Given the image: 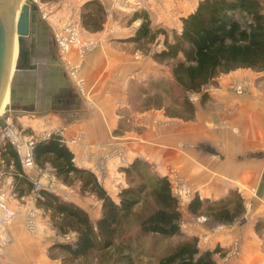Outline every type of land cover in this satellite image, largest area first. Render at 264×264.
<instances>
[{
  "label": "crops",
  "instance_id": "crops-1",
  "mask_svg": "<svg viewBox=\"0 0 264 264\" xmlns=\"http://www.w3.org/2000/svg\"><path fill=\"white\" fill-rule=\"evenodd\" d=\"M196 5L197 1L177 3L170 16H165L149 0L142 8L153 29L163 25L179 32L181 18ZM131 21L134 28L131 31L108 22L114 26L111 33L82 56L79 65V74L85 80L82 94L69 78L63 61L55 57L53 36L52 43L48 42L37 26L43 67L34 74L33 81L20 80L13 85L15 105L29 109L17 115L20 125L31 127L38 138L61 128L67 140L65 145L78 167L90 169L107 147L119 142L125 146L129 161L145 160L162 176L175 169L193 189L192 196L217 200L231 190L238 191L244 212L235 222L206 227L204 221H198V216L187 211L191 196L179 209L181 230L185 235L197 236L201 249L218 247L220 252L214 255L217 264H264V70L250 73V69L240 68L219 74L204 88L207 98L202 103L198 97L193 101L195 110L191 117L165 112L164 102L160 106L143 102L133 107L129 101L133 82L145 85L149 79L171 80V74L168 66L152 58H140L138 53L133 55L123 46L125 42L119 41L134 34L140 19L131 17ZM102 32L88 31L85 39L94 42L104 36ZM236 83L242 84L245 91L232 90L231 85ZM78 131L85 133L84 140L69 142ZM81 159L83 164L79 163ZM107 166L103 187L115 196L126 186V179L117 162H109ZM27 174L32 181L42 177L35 169ZM118 183L120 187L116 186ZM98 216L99 210L95 219ZM233 240H237L240 248L237 257L228 256ZM26 249H31L29 243ZM20 254L16 258L7 255L6 259L18 260L16 264H46L42 252Z\"/></svg>",
  "mask_w": 264,
  "mask_h": 264
},
{
  "label": "trees",
  "instance_id": "trees-1",
  "mask_svg": "<svg viewBox=\"0 0 264 264\" xmlns=\"http://www.w3.org/2000/svg\"><path fill=\"white\" fill-rule=\"evenodd\" d=\"M263 2L199 0L194 10L181 18V30L171 39L164 29L151 27L145 11L134 12L132 19H140V23L128 40L152 44L163 34L162 48L153 50L151 58L169 64L171 74L169 82L154 80L149 88H141L146 102L156 106L164 102L165 112L180 117L184 111L191 117L195 106L189 94H199L202 103L207 98L204 88L219 74L239 68L264 70ZM84 5L89 8L81 15L82 26L91 32L101 30L105 14L99 2L90 0ZM32 157L37 167L48 164L64 183L77 181L81 193L93 194L101 202L100 215L93 222L78 204L44 189L38 191L36 206L49 213L57 231L75 233L73 240L50 246L63 253L64 263L81 264L78 261L92 256L95 264H217L214 255L220 252L218 247L201 249L197 236L182 232L181 212L170 183L147 161L135 158L118 168L127 184L113 197L90 169L73 163V153L58 135L37 139ZM0 161L5 169L13 168V191L18 196L28 194L32 180L7 140L0 141ZM187 211L205 216L203 223L208 228L230 225L244 212L243 198L236 190L217 200L194 194Z\"/></svg>",
  "mask_w": 264,
  "mask_h": 264
},
{
  "label": "rangeland",
  "instance_id": "rangeland-1",
  "mask_svg": "<svg viewBox=\"0 0 264 264\" xmlns=\"http://www.w3.org/2000/svg\"><path fill=\"white\" fill-rule=\"evenodd\" d=\"M87 1H90V0H86L82 3L75 4V3H72L71 0H50V1L37 0L36 3L39 7V12L37 16H40V18L37 17V19L38 20L40 19L41 22L39 23L37 22L36 25L38 24V28L43 30L42 34L45 36L44 38H46L48 42L51 41V36H53V33L56 32L53 28L55 26L59 28H63L65 26L64 23L67 21V19H70L71 22L74 25H76V29L78 31L80 42L81 43L83 41L90 42V40L85 39L87 38L86 36H89V34H88V31L85 30V28L82 26V23H81V15L83 14L85 10H88L89 8V7H85L84 5L85 2ZM96 1L99 2L105 14L104 21H103L102 28H101V30L103 31L102 35L104 36H101L95 39L94 42H95V45L97 46L104 41V38L107 34L111 33L108 30H110V28L112 27L114 28V26L112 25L109 26L107 24L108 22L109 24L110 23L115 24V27L120 28V29L130 28V31L131 29H134L132 25L131 17L134 12L144 11V9L142 8L143 7L142 5L145 4L146 1L148 0H130L134 4L136 2H139L140 5L134 8L118 7L117 5H113L112 0H96ZM149 1L150 3L154 4L157 8H159L160 11L165 16H170L169 14H171L172 12L171 8L176 7L177 3H181V2L191 3L194 1L198 2L199 0H194V1L193 0H163L162 3L154 2L153 0H149ZM43 14H45L46 17L43 16ZM108 18H109V21L107 22ZM162 27L163 25L159 26V28H162ZM36 29L37 28H35V31H37ZM163 29L166 31V36L168 37V39H171L172 34L174 32L175 33L180 32V31L176 32L174 29L167 28L166 26H164ZM163 36H164L163 34H159L157 36L156 42L152 44L135 43V42L129 41L128 40L129 37L124 38L119 41L125 42L123 46L126 48L127 51L131 52L133 55H135L134 53H138L140 58L141 56L142 58L143 57L151 58V52L153 50H159L162 48ZM115 41H118V40H115ZM56 49H57V46H56ZM90 49H85L84 54ZM55 57H57V59L61 60V62L63 61L64 63L65 61L64 57L58 51V49H57V56ZM67 57L71 60V62L75 64L79 62L80 64L79 45L77 44L71 45L68 51ZM163 65H166L169 68V64H163ZM68 72L69 71L67 70V74L69 78L72 80ZM248 72L254 73L258 71L249 70ZM78 75L80 76L79 70H78ZM157 80L169 82V80L165 77L161 79H157ZM153 81H154L153 79H149V81L146 82L147 85H143L141 83L138 84V83L133 82L132 88H131L132 94L129 96L130 97L129 101L133 107L139 106V104L146 102V98L145 96L143 97L140 94V90H142L141 88H149L150 82H153ZM84 88H85V85H84ZM231 89L237 93H242L245 91L244 87L240 90H236L234 88H231ZM191 94H194V93H191ZM195 94L199 100V94L197 93ZM17 107L18 106L15 105V108ZM187 115H188V112L181 111V116L187 117ZM20 120L21 119H19L17 116H11V122L15 126L19 128H23L22 125H20L19 123ZM31 130H32L31 127H24V130L22 131L23 135H27L29 133L32 134L33 132ZM33 137L35 138V140L40 139V137L38 138V135H35L34 133H33ZM12 170H13L12 167L5 169L4 164L2 163V161H0V195L3 194L4 195L2 197L3 202L11 210H14L15 212H17L15 218L11 222L6 223V224H0V249H1L0 264H16L18 260L15 262L8 261L6 259L7 255L13 256L14 258H16L17 254H20V253L22 254L24 252L30 255L34 253L37 254L39 252H42L43 254H45L46 264H78L77 262H68V261L64 263L63 253L56 251L55 249L53 250L50 249V246H52L55 243L67 242V241L73 240L75 237V233L72 232L74 234V237L71 235L68 237H65V234L67 233L61 234L57 231V229L53 226L50 220L49 213L43 211L42 209L36 206V198L38 196V192L32 189L28 194L23 195V196H18L13 191V178L11 174ZM165 177L168 179L167 174L165 175ZM40 183H41V189L52 192L60 196L62 199L67 200V201H72L78 204L79 206H81L82 208H84L88 212L93 222L98 218L97 217L95 219L98 213V210H99V215H100V204H101L100 200H98L93 194L81 193L79 191V183L77 181L71 182V184H66L62 180H60L57 176H55L51 168L50 172H48L46 175H43L41 177ZM120 185L121 184L118 183L116 186L120 187ZM111 194L113 195V193ZM180 208L181 206L179 207V209ZM31 213H32V219L34 221L33 230L28 229L26 226L27 221H28L27 218L30 217ZM28 243L31 249L27 251L26 245ZM35 243H38L37 247ZM78 262H80L81 264H95L94 258L92 256H89L85 260L78 261Z\"/></svg>",
  "mask_w": 264,
  "mask_h": 264
},
{
  "label": "built area",
  "instance_id": "built-area-1",
  "mask_svg": "<svg viewBox=\"0 0 264 264\" xmlns=\"http://www.w3.org/2000/svg\"><path fill=\"white\" fill-rule=\"evenodd\" d=\"M86 0H71L72 3L79 4ZM113 5H117L121 8H134L136 6H139V2H136L135 4L132 3L130 0H112ZM154 2L162 3L163 0H153ZM43 16L46 17L45 14ZM63 28H59L55 26L53 29L55 33H53V39L55 41V44L57 46L58 51L62 54L64 57V65L69 71V75L72 78L75 87L79 91V93H83L85 91L84 85L85 80L78 75V68H79V62L73 63L71 60L67 57L68 51L70 49V46L73 44L79 45V58L81 59L85 49H90L92 46L95 45V42L90 41H83L82 43L79 40L78 31L76 29V25H74L70 19H67V21L64 23ZM109 32L112 31L108 30ZM232 88L236 90H240L243 88L242 84H233L231 86ZM189 99L193 102L197 99L196 94L189 95ZM40 127H44L43 124L38 123ZM24 128H19L15 126L11 122V116L4 117V124L3 126H0V141L7 140L16 150V153L19 156L21 168L24 172H28L30 169H35L38 171L39 176L46 175L48 172L51 171V168L49 165H46L44 168H39L36 166V164L33 161L32 157V145L37 140L31 135H23ZM51 134L58 135L60 137V141L65 143L67 140H65L62 136V129L56 128L55 130L51 132H46L43 134L40 139H44L49 137ZM26 136V137H25ZM28 136V137H27ZM85 133L83 131H78L74 137H72L69 142L75 143L84 140ZM73 163L75 164V159L72 158ZM117 162L120 166H126L130 161L125 149V146L122 143L116 142L111 144L109 147H107L103 154L100 156L99 161L97 163H94L90 166V170L95 174L98 182L102 185H106V179L108 176V166L107 164L109 162ZM80 164L84 163V160L81 159L79 161ZM118 167V168H119ZM168 181L170 183L172 194L177 198L179 207L187 200L189 199L193 194V189L191 186L187 184V182L180 177L175 169H169L167 172ZM33 183V190L38 192L41 189V183L39 179H35L32 181ZM4 195H0V224H6L11 222L15 216L16 213L14 210H11L4 202L3 197ZM27 228L30 230L34 229V221L32 219V213L30 214V217L27 218ZM198 221H204L206 217L204 216H198ZM74 233V232H73ZM72 232H68L65 234V237L73 236L74 234ZM1 252V249H0ZM240 254V248L238 245L237 240H233L231 243V247L228 250V256L230 257H237Z\"/></svg>",
  "mask_w": 264,
  "mask_h": 264
},
{
  "label": "water",
  "instance_id": "water-1",
  "mask_svg": "<svg viewBox=\"0 0 264 264\" xmlns=\"http://www.w3.org/2000/svg\"><path fill=\"white\" fill-rule=\"evenodd\" d=\"M38 12L39 7L33 0H0V105L6 88L9 93L8 101L0 112V126L4 124V117L17 116L29 110L15 108L13 85L20 80L33 81L34 74L43 67L35 31ZM14 43L16 55L11 71Z\"/></svg>",
  "mask_w": 264,
  "mask_h": 264
},
{
  "label": "bare ground",
  "instance_id": "bare-ground-1",
  "mask_svg": "<svg viewBox=\"0 0 264 264\" xmlns=\"http://www.w3.org/2000/svg\"><path fill=\"white\" fill-rule=\"evenodd\" d=\"M34 1L37 2V0H34ZM40 9H41V7H40ZM40 12H41V10H40ZM15 55H16V43H14L11 71H12V68H13V62H14ZM8 98H9V93H8V88H6L4 96H3V99L1 101V105H0V112H2L3 104L8 101Z\"/></svg>",
  "mask_w": 264,
  "mask_h": 264
},
{
  "label": "flooded vegetation",
  "instance_id": "flooded-vegetation-1",
  "mask_svg": "<svg viewBox=\"0 0 264 264\" xmlns=\"http://www.w3.org/2000/svg\"><path fill=\"white\" fill-rule=\"evenodd\" d=\"M52 41H53V40H52V37H51V41H50V42L52 43Z\"/></svg>",
  "mask_w": 264,
  "mask_h": 264
}]
</instances>
